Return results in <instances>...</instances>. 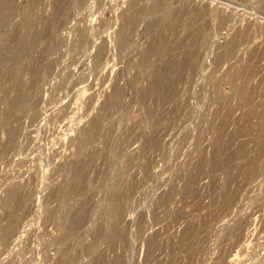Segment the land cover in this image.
<instances>
[{
	"label": "rangeland",
	"instance_id": "1",
	"mask_svg": "<svg viewBox=\"0 0 264 264\" xmlns=\"http://www.w3.org/2000/svg\"><path fill=\"white\" fill-rule=\"evenodd\" d=\"M61 1L0 14V264H264V0Z\"/></svg>",
	"mask_w": 264,
	"mask_h": 264
},
{
	"label": "bare ground",
	"instance_id": "2",
	"mask_svg": "<svg viewBox=\"0 0 264 264\" xmlns=\"http://www.w3.org/2000/svg\"><path fill=\"white\" fill-rule=\"evenodd\" d=\"M13 1V0H12ZM61 3H63L61 0H59ZM53 2V1H52ZM65 2V1H64ZM10 3H11V0H0V9H1V6H3L4 8H3V10H0V14H2L3 15V17L4 18H7V16L9 15V12H8V7L10 6ZM55 3H58V1H55ZM52 5V4H51ZM55 5V4H54ZM61 4L59 3V6H60ZM1 18H2V16H1ZM101 52V51H100ZM16 196H17V194L15 193V191H12ZM11 193V192H10ZM9 193V194H10ZM18 193V192H17ZM20 194V193H19ZM18 194V195H19ZM14 195V196H15ZM21 195V194H20ZM20 195H19V199H20ZM9 196V195H8ZM11 197H14V196H12V193H11V195H10ZM8 197V201L11 199V197ZM22 196V195H21ZM10 198V199H9ZM227 198V197H226ZM19 200L17 197H14V199L13 200ZM229 199H230V196H229ZM15 200V201H16ZM230 202V201H229ZM13 203H14V201H13ZM13 203H12V205H13ZM9 204H10V206H11V203H10V201H9ZM14 206V205H13ZM14 209V208H13ZM219 209V208H218ZM6 211V210H5ZM234 220V219H233ZM228 227V226H227ZM230 227V226H229ZM234 227V226H233ZM235 229L237 228V227H234ZM247 228V227H246ZM237 230V229H236ZM236 230L235 231H233V229H232V231L233 232H236ZM244 230V229H243ZM242 230V231H243ZM228 231V230H227ZM250 232V231H249ZM234 234V233H233ZM241 234V233H240ZM248 234H250V233H248ZM233 238V237H232ZM239 238V237H238ZM247 238V237H246ZM236 239V238H235ZM241 245V244H240ZM244 246V245H243ZM243 248V247H242Z\"/></svg>",
	"mask_w": 264,
	"mask_h": 264
}]
</instances>
